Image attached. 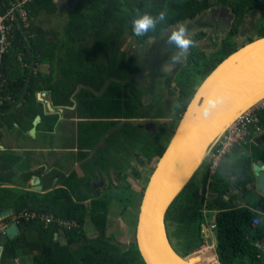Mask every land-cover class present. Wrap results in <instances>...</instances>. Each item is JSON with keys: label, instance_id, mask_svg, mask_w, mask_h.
<instances>
[{"label": "trees", "instance_id": "obj_1", "mask_svg": "<svg viewBox=\"0 0 264 264\" xmlns=\"http://www.w3.org/2000/svg\"><path fill=\"white\" fill-rule=\"evenodd\" d=\"M165 6L169 10L165 21L143 36L133 34L132 20L138 14L148 13L155 17ZM221 7L228 8L235 20L229 36L217 51L208 55L200 48L198 42L205 35L204 32L190 35L196 45L188 50L186 65L177 78L179 114L186 109L208 75L241 48L235 39L239 27L246 14L253 10L264 11L261 0H0V16L15 10L5 21L9 28L10 46L0 57V142L5 148L0 150V212L10 208L15 212L0 223L5 264H13L14 259H23L26 254H30L28 260L33 264H145L136 241L123 252L122 246L107 236L109 216L113 215L112 203L118 201L127 210L135 197L134 193L108 191L104 196L94 197L74 175L70 179L69 190L52 189L46 193L25 190L20 186L25 183L14 179L17 176L14 169L21 157L10 151L5 139L15 138L13 133L18 132L21 138L32 140L29 130L38 115L42 117L38 125L40 138L53 130L58 116L45 114L43 106L36 101V95L50 91L56 106L70 103V96L62 91L68 90L71 95L78 82L75 74L89 71L87 67H78L83 55L79 48L88 46V42L83 41H92L93 49L98 41L97 47L102 49L106 41L125 35L124 38L129 36L142 45L160 39L177 22L194 21L203 13ZM20 9L27 13L26 23L21 19ZM43 15L48 20L66 17L65 30L56 31L53 29L58 27L45 28L42 24L34 23L37 20L47 24V19H41ZM261 20L257 36L249 38V42L264 37ZM42 65H49V73H44ZM258 116L264 128V111L258 112ZM6 131L9 137H6ZM254 133L252 130L246 142L237 145L216 171L212 172L208 163L201 185H196L193 178L169 208L166 215L169 238L171 242L174 240L177 246L175 250L183 258L205 244L207 215L212 213V223L216 226V254L220 264H264V251L258 247L264 237V212L256 206L259 202L255 198L256 178L253 172L255 163L264 162V148L255 145L257 141L249 146L247 141L252 139ZM166 144H163V148L146 149L145 156L152 154L156 160L159 159ZM24 154L29 156V153ZM41 173L29 172L23 178L29 181L30 177ZM49 181L52 183L51 177ZM11 182L17 187L4 185ZM142 196L143 192L138 193L135 201L138 203ZM23 211L54 214L75 220L79 225L71 230H60L54 224L46 226L36 219L21 220L17 221L20 235L12 240L7 239L4 227L15 221V216ZM254 220L259 221L257 227L252 226ZM88 221L97 232L95 238H89L84 232ZM56 233L61 234L58 240H55Z\"/></svg>", "mask_w": 264, "mask_h": 264}, {"label": "flooded vegetation", "instance_id": "obj_2", "mask_svg": "<svg viewBox=\"0 0 264 264\" xmlns=\"http://www.w3.org/2000/svg\"><path fill=\"white\" fill-rule=\"evenodd\" d=\"M259 17L264 20V11L259 13ZM234 20L228 8L211 9L194 20L200 30L193 35L204 32L202 40L206 32L209 34L208 31L213 30V33H224L220 36L225 40ZM209 27L211 30L207 31ZM169 32L165 31L155 43L154 40L142 45L126 36L120 55L116 54L112 46L113 42L120 39L106 41L102 49H98V41L93 49V42L85 40L83 42H88V46L79 48L83 55L78 67H87L89 71L75 74L78 82L71 95L68 90L62 91L70 96V103L56 106L50 91L36 95V101L43 106L45 114L58 116L53 130L47 131L45 135L51 147L56 138L59 141L62 168L61 177L57 179L59 185L54 180L55 189L69 190L72 183L70 179L74 175L94 197L104 196L108 191H129L135 194L134 198L140 192L144 195L160 159L156 160L152 154L145 156L144 151L163 148L165 143L167 148L186 110L179 114V91L175 82L177 74L186 65L187 53L182 61H173L180 50L168 43ZM151 52L154 59H150ZM49 70V65H45L44 73H49ZM130 143L141 145L128 149ZM71 161L73 164H70ZM208 163L209 160L206 165ZM67 169H70V174ZM150 170L152 173H149ZM141 174L147 179L145 186L137 191L135 184L141 180ZM255 198L259 202L257 209L264 212V192H258L256 187ZM142 199L138 202L139 211ZM131 205L128 207L131 208ZM119 217L122 223L130 219L123 207ZM3 243L4 239L0 245L3 246ZM3 250L0 252V264H5ZM29 256L26 254L23 260L33 264L28 260ZM14 263L19 264V260L14 259Z\"/></svg>", "mask_w": 264, "mask_h": 264}, {"label": "water", "instance_id": "obj_3", "mask_svg": "<svg viewBox=\"0 0 264 264\" xmlns=\"http://www.w3.org/2000/svg\"><path fill=\"white\" fill-rule=\"evenodd\" d=\"M252 13L255 12L250 15ZM250 15L245 16L239 27L242 38L251 28L256 31ZM188 27L194 28L193 25ZM263 99L264 37L241 46L201 83L160 157L143 195L136 228V242L145 264H207L206 257L194 254L183 258L176 252L168 234L167 212L206 163L227 129ZM40 121L41 116H36L30 130L32 137ZM253 172L257 191L264 192V162L255 163ZM36 180L40 182V179ZM14 213L12 208L1 211L0 223ZM20 233L15 221L4 228V235L9 240ZM2 250L0 245V252ZM196 259L199 260L194 263Z\"/></svg>", "mask_w": 264, "mask_h": 264}, {"label": "crops", "instance_id": "obj_4", "mask_svg": "<svg viewBox=\"0 0 264 264\" xmlns=\"http://www.w3.org/2000/svg\"><path fill=\"white\" fill-rule=\"evenodd\" d=\"M253 12L255 13H252L251 15L249 13L248 15H250L251 21L254 22L256 31H254V29L251 28V30L244 33L245 38L240 37L239 36L240 33H238V36L236 37L237 39L236 38L235 39L236 41L238 40V43L240 44V46L245 45V43H247L248 41L247 39H249V37L252 38L253 34L256 36L258 34V26L260 24L258 20H260L261 18H259V13L257 11H253ZM248 15L246 16L248 17ZM188 22L194 26L193 28L194 31L198 32L200 30L198 23L196 21H192V22L188 21ZM206 30L207 31L211 30V27L206 28ZM208 32L209 34H207L206 32V36L202 40L199 41V46L201 49L205 51V53L210 55L214 53L218 47H220L219 45H221L222 43L221 41L224 39V37L220 35H223L224 33H218V32L213 33V30L208 31ZM42 67L45 68V65H42ZM31 138L32 140H27L25 139V137H22L19 139H14V138L5 139V145H8V147L10 148V151L15 152L18 156L21 157V161L14 169L15 173L17 174V176L14 177V179L24 182L25 185L20 184V186L21 188L25 190L39 192V193H46L52 189H55V187L53 186L54 180L56 181V184L59 185V181L57 182V179L61 177V168H62V164H61L62 158L58 152L59 141L56 138L54 145L51 147V144H47V145L45 144L46 142L43 140L44 139L43 137L40 138V136H35ZM253 141H257L255 145H257L258 147L264 148V128L263 127L260 133H254V136L252 137V139L247 141L250 147ZM2 149L5 150L4 146ZM30 152H34L35 154H30ZM24 153H29V156H26V154ZM72 160L75 161L73 157H72ZM73 161H71L70 164H73ZM35 171H42V173L40 175H37V174L33 175L32 177H30L29 181H26L25 178H23V175L26 176L27 173L35 172ZM67 172L70 174V169H67ZM49 177H51L52 183L49 181ZM36 179H40V182H39L40 186H39V183H37ZM46 181L49 183H46ZM4 185L8 187H12V188L17 187V184L12 183V182L4 183ZM56 188H58V186ZM211 216L214 218V214L212 215V213L211 214L208 213L207 215L208 221L206 222L207 224H209V222L210 223L213 222V219L211 218ZM112 218H113L112 215L109 216V219H112ZM109 225H110V221L108 222L107 229L109 228ZM207 235H208V238H210L211 240V243H212L211 252H213V250L216 248L215 233L208 230ZM55 240H58V237H55ZM206 258H207L206 260L207 264L211 262L215 263L213 256L209 262H208L209 258L208 257Z\"/></svg>", "mask_w": 264, "mask_h": 264}, {"label": "built area", "instance_id": "obj_5", "mask_svg": "<svg viewBox=\"0 0 264 264\" xmlns=\"http://www.w3.org/2000/svg\"><path fill=\"white\" fill-rule=\"evenodd\" d=\"M15 10H12L8 15L0 16V57L7 52L10 41L8 30L9 28L6 27L5 21L8 19L10 14H14ZM21 19L26 23L27 22V13L23 9L19 10ZM16 18V16H15ZM1 75V70H0ZM264 111V99L258 102L253 108L249 109L242 115H240L235 122L227 129L224 136L220 140V142L216 145V147L212 150L209 155V168L212 172L216 171L220 168L223 159L232 153L234 148L238 145H242L246 142L248 138V134L253 130L255 133H260L262 131V125L260 123V119L258 116V112ZM3 146L0 142V150ZM39 220L43 222L46 226L56 225L60 230L68 229L71 230L73 227H77L79 224L75 220H69L65 218H61L55 216L54 214H46V213H38L35 211H23L20 212L18 215L15 216V222L17 221H29V220ZM207 224V223H206ZM259 225L258 220H254L252 223L253 227H257ZM216 229L215 224L212 222L207 224V233L208 230L214 232ZM59 236V233H56L55 237ZM208 235L206 234V242L205 244L199 248L198 250L194 251L192 255L198 254L202 250L209 251L211 255L215 258V264H220L219 260L217 259L215 249L211 252V245H209ZM258 247L261 251H264V237L259 241ZM207 248V250H205ZM190 255V256H192ZM260 257V256H258Z\"/></svg>", "mask_w": 264, "mask_h": 264}, {"label": "rangeland", "instance_id": "obj_6", "mask_svg": "<svg viewBox=\"0 0 264 264\" xmlns=\"http://www.w3.org/2000/svg\"><path fill=\"white\" fill-rule=\"evenodd\" d=\"M253 11H257L258 13H262V11L260 12L258 10H253ZM63 12L61 13V15L63 14ZM248 14H246V15H248ZM65 15H66V13H65ZM259 18L262 19V17H259ZM41 19H47L46 21H47L48 26H47V24H43V22H37V20H35L34 23L42 24V25L45 26V28L46 27L48 28L49 26H51L52 28H57L58 27L57 29H53V30H56V31L57 30H65L66 24L68 22L66 20V17L64 19H58L56 17V18H53L51 20H48V18L45 15H43ZM244 19H245V17H244ZM261 23L264 24V20H261ZM184 24L187 26V24H189V22H184ZM187 29H188V33L189 34L192 33L191 35L195 34V32H196V31L190 29L189 27H187ZM172 30H174V29L167 30V31H170L169 34H168V37L170 36ZM124 37H125V35H123L122 38H120L119 41L112 43V46H113L116 54H119V55L121 54L122 47H124L123 40L126 39ZM252 37L255 38L256 35L253 34ZM129 39L130 40H134L131 37H129ZM155 42H153V43H155ZM198 44H199V42H198ZM184 56H182V58L180 59V61H182L184 59ZM150 59H154L152 57V52L150 53ZM180 67H181V64H180ZM178 75L179 74H177V78H178ZM175 83H176L175 87H177V89H178V81H176ZM13 134H14V137H15L14 139L21 138V136L19 135L20 133H18V132L16 133L15 132ZM29 134H30V130H29ZM9 136H10V134L6 131V137H9ZM35 136H40V132H39L38 129L36 130ZM43 140L46 142L45 144L47 145L48 142H49V139H47L46 136H45ZM143 144H145V142ZM138 145H141V144L140 143H130V145L128 146V149H132V148H134L135 146H138ZM206 171H207V165H206V163H204L202 165V167L199 169V171L196 173L195 177H194V180L193 181L196 183V185H199V186L201 185V181H202V179H203L204 174L206 173ZM149 173H152V170H150ZM136 174L138 175V173H136ZM146 179H147V177H145L144 174H141V180L137 181L136 184H135V189L137 191H139V188L140 187L142 189L143 186H145L144 184H145ZM131 204H132L131 205V208L129 207V209H127V210L125 208L127 214L130 217V219H128L125 223H122V221L120 220V217H119V213L122 210L121 209V206H122L121 203L120 202L118 203L117 201H114L112 203V205H111V209H112V213H113V215H112L113 218L109 220L110 221V225H109V228L107 229V236L108 237H112L114 239V242L115 243L121 245L122 247H120V248H121V250L123 252L126 251V250H128V248L136 241V233H135L136 232V228H137V222H136L137 219H136V217L138 216V214H139L140 211H139V204L135 201V198L132 199ZM135 222H136V224H135ZM84 232L86 233V235H88L89 238H95L97 236V232L95 231V229H94V227H93V225H92V223L90 221L86 222V224L84 226ZM115 233H117L119 235H112V234H115ZM62 241H64V240L62 239ZM173 241L171 242L172 246L177 247L176 244ZM0 242H2V239L1 238H0ZM208 243H209V245L212 244L210 239H209ZM199 253H200L199 256H203L204 255L203 257H208L209 258L208 259V262L210 261L212 255H211V253L209 251H205L204 252V250H202ZM187 257H190V255L187 256ZM214 261H215V258H214ZM19 264H27V261L26 260H23L22 257H20L19 258ZM209 264H215V263L214 262H211Z\"/></svg>", "mask_w": 264, "mask_h": 264}, {"label": "clouds", "instance_id": "obj_7", "mask_svg": "<svg viewBox=\"0 0 264 264\" xmlns=\"http://www.w3.org/2000/svg\"><path fill=\"white\" fill-rule=\"evenodd\" d=\"M168 16L169 10L167 6L155 17L148 13L142 15L138 14L137 18L132 20V32L137 37L143 36L150 30H154L157 24L165 21ZM168 43L174 44L180 50L179 53L173 57L174 62H178L190 48L196 45V41L188 33L187 26L181 22L176 23L174 30H172L168 37Z\"/></svg>", "mask_w": 264, "mask_h": 264}, {"label": "bare ground", "instance_id": "obj_8", "mask_svg": "<svg viewBox=\"0 0 264 264\" xmlns=\"http://www.w3.org/2000/svg\"><path fill=\"white\" fill-rule=\"evenodd\" d=\"M205 250H207V248H205ZM205 252V251H204ZM208 253V252H207ZM197 255H195L194 257H196ZM204 256V255H203ZM212 258V257H211ZM199 259L194 260V263H196V261H198Z\"/></svg>", "mask_w": 264, "mask_h": 264}]
</instances>
